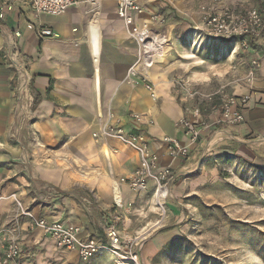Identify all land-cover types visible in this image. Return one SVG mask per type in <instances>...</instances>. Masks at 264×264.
<instances>
[{
    "label": "crops",
    "instance_id": "crops-1",
    "mask_svg": "<svg viewBox=\"0 0 264 264\" xmlns=\"http://www.w3.org/2000/svg\"><path fill=\"white\" fill-rule=\"evenodd\" d=\"M135 1L142 10L134 15L135 24L148 22L153 14L166 18L164 25L148 22L155 35L169 41L149 67L117 13L116 0H79L59 15L34 12L30 0H0V193L33 191V214L74 223L82 236L104 235L105 224L127 218L122 206L137 197L119 179L139 166L138 154L115 135L104 134L106 123L119 120L126 131L142 132L161 165H169L177 178L186 172L188 161L172 158L162 142L167 135L189 145L176 122L193 103L184 102L178 80L206 91L228 85L230 92L248 95L242 123L228 130L239 136L264 133V41L248 40L249 54L239 69L237 58L225 60L222 49L213 51V59L209 44L194 53L191 19L196 3L207 0ZM44 27L53 35L38 37ZM11 42L18 46L34 96L28 121L14 113L18 76L9 59ZM251 57L259 67L247 81ZM131 112L142 114L143 122L129 119ZM203 116L210 123L201 131L204 140L215 126L214 115ZM190 148L197 152V144ZM116 195L123 200L119 206Z\"/></svg>",
    "mask_w": 264,
    "mask_h": 264
},
{
    "label": "rangeland",
    "instance_id": "rangeland-1",
    "mask_svg": "<svg viewBox=\"0 0 264 264\" xmlns=\"http://www.w3.org/2000/svg\"><path fill=\"white\" fill-rule=\"evenodd\" d=\"M205 2L196 3L191 19L194 53L209 44L213 59H217L216 51L222 49L223 58H237L240 69L246 63L248 51L240 53L238 44L231 40L204 37L199 6ZM228 2L237 10L254 7L264 12V0ZM253 59L256 58H249L246 64V74ZM219 86L223 85L206 91L198 84V90L206 93ZM191 101L192 105H199V99ZM18 102L16 97V116L20 112ZM200 106L207 109L203 102ZM23 115L20 114L21 118ZM237 124H215L204 140L199 139L197 157L185 158L187 170L179 178L174 177L163 209L155 204L152 183L144 191H131L136 199L122 206L128 217L120 223H115V219L114 223L122 236L134 241L137 256L133 260L124 254L103 251L85 262L74 251L56 246L33 222L45 217L30 211L36 202V194L31 190L0 193V259L5 256L8 243H14L19 255L10 264H264V133L239 136L228 130ZM10 135L14 137L12 129ZM160 235L166 239L161 240ZM97 238L107 243L105 235Z\"/></svg>",
    "mask_w": 264,
    "mask_h": 264
},
{
    "label": "built area",
    "instance_id": "built-area-1",
    "mask_svg": "<svg viewBox=\"0 0 264 264\" xmlns=\"http://www.w3.org/2000/svg\"><path fill=\"white\" fill-rule=\"evenodd\" d=\"M228 1L207 0L199 6L202 19L201 31L204 37L231 40L238 44L240 50L248 51L251 47L249 39L264 40V12L254 7L237 10ZM78 2L79 0H30L34 12L49 15L62 14ZM116 3L117 13L124 21L129 37L139 44L142 61L149 67L154 62V57L161 53V48L166 41L162 36L152 32L148 22L164 25L166 23L165 16L153 14L148 22L135 24L134 15L142 11L140 5L135 0H116ZM37 35L42 38L52 36L53 32L44 27L38 29ZM9 54V59L18 76L16 92L19 98V115L24 114L25 121H28L32 118L34 99L27 82L29 77L26 68L20 61V51L16 43H10ZM258 67V59H253L252 66L247 72V81L254 77ZM130 75L134 76L135 71L130 70ZM142 80L145 87L154 96L151 83L147 82L144 77ZM177 86L180 91H184L182 95L184 101L199 99V105L194 104L191 107L186 105L183 116L176 122V126L188 138L189 145H183L176 138L167 135L162 138V142L168 155L172 158L195 159L197 152H192L190 145L197 144L201 138V131L208 129L210 124L209 119L203 118V111L214 115L211 122L213 125L221 122L241 123L243 113L248 107L249 96L235 95L226 90L225 85L206 93L199 91L184 80H178ZM22 97L27 100L21 101ZM201 102L206 104L207 109L200 106ZM129 119L136 123H142L143 115L131 112ZM148 123H152V120H149ZM103 130L104 134L115 135L132 146L139 157V166L131 174L121 177L119 182L134 192L144 191L152 183L155 204L159 209H163L164 200L169 194L170 185L175 177L171 167L161 165L159 153L152 148L150 141L142 132L126 131L119 120L106 123ZM93 135L96 133L94 132ZM87 193V196H84L85 200L89 199L90 191ZM116 205H121V202H116ZM33 222L38 229L53 239L56 246L74 251L85 262L91 261L103 251H110L115 255L124 254L131 260L137 256L133 249L134 241L122 236L114 222H107L104 226L106 244L97 237L82 236L81 228L74 223L46 218H35ZM18 255V247L14 243H8L6 254L0 259V264H10Z\"/></svg>",
    "mask_w": 264,
    "mask_h": 264
},
{
    "label": "bare ground",
    "instance_id": "bare-ground-1",
    "mask_svg": "<svg viewBox=\"0 0 264 264\" xmlns=\"http://www.w3.org/2000/svg\"><path fill=\"white\" fill-rule=\"evenodd\" d=\"M121 200H122V199H121V197H120L119 195H116V196H115V201H116V202H121ZM118 262H120V261H118ZM120 263H121V262H120ZM121 264H122V263H121Z\"/></svg>",
    "mask_w": 264,
    "mask_h": 264
}]
</instances>
